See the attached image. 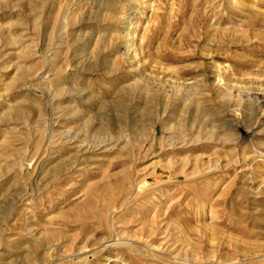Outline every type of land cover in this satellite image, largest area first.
<instances>
[{"label":"rangeland","instance_id":"374dc122","mask_svg":"<svg viewBox=\"0 0 264 264\" xmlns=\"http://www.w3.org/2000/svg\"><path fill=\"white\" fill-rule=\"evenodd\" d=\"M262 101L264 0H0V264H264Z\"/></svg>","mask_w":264,"mask_h":264},{"label":"bare ground","instance_id":"6f19581e","mask_svg":"<svg viewBox=\"0 0 264 264\" xmlns=\"http://www.w3.org/2000/svg\"><path fill=\"white\" fill-rule=\"evenodd\" d=\"M262 102H263V104H264V101H262ZM233 126H234V125H233ZM236 126H237V125H236ZM249 127H250V126H249ZM251 128H252V127H251ZM248 129H249V128H248ZM240 130H241L240 127H237L236 131L238 132V134H239V132H241ZM255 135H256V134H255ZM93 189H95V188H93ZM96 213H97V212H96ZM92 215H93V214H92ZM94 215H95V214H94ZM100 216H101V215H100ZM91 217H92V216H91ZM95 218H96V217H95ZM101 218H102V220L106 223V222L108 221V218H109V217H107V216L105 217V216L102 215ZM98 221H99V220H98Z\"/></svg>","mask_w":264,"mask_h":264}]
</instances>
